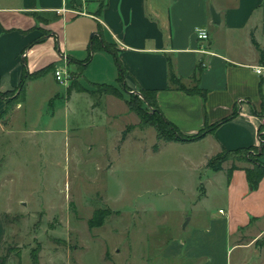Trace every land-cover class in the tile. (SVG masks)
<instances>
[{
	"label": "crops",
	"instance_id": "1",
	"mask_svg": "<svg viewBox=\"0 0 264 264\" xmlns=\"http://www.w3.org/2000/svg\"><path fill=\"white\" fill-rule=\"evenodd\" d=\"M198 28L206 29L208 37L199 39ZM252 34L264 48V0H0V92L18 86L24 67L34 72L50 63L63 64L66 57L84 60L94 35L113 43L125 68L122 82L114 54L98 49L81 65V82L88 86L81 82L72 88L57 86L49 97L63 91L66 103H74L82 96L96 95L98 103L105 100L108 115L115 117L118 113L109 104L120 103L122 112L129 114L127 102L100 92L95 83L157 89L159 107L184 134L220 121L201 139L183 141L205 148L200 162L193 165L194 170L205 171L200 177L202 190L191 204L197 212L181 221L185 231L190 228L187 237L168 242L164 254L184 258L186 264H248L249 254L264 253V176L251 189L244 168L229 176L231 161L217 171L206 163L222 147L260 145L264 114L256 111L261 109L264 78L254 66L264 61ZM56 50H62L61 63L52 59ZM198 64L202 69L194 80ZM170 71L188 87L197 82L205 95L172 86ZM46 78L58 82L53 68L30 79L15 110L29 103L32 85ZM5 106L6 99L0 96V113ZM235 109L234 117L221 122ZM188 157L194 161L192 155ZM212 192L223 199L224 206L218 210L209 205ZM0 223L1 245L4 226Z\"/></svg>",
	"mask_w": 264,
	"mask_h": 264
},
{
	"label": "rangeland",
	"instance_id": "2",
	"mask_svg": "<svg viewBox=\"0 0 264 264\" xmlns=\"http://www.w3.org/2000/svg\"><path fill=\"white\" fill-rule=\"evenodd\" d=\"M109 59L116 65L113 55ZM60 65L68 69V83L46 78L32 85L25 107L15 110L12 101L0 113V260L36 264V251L38 264H186L164 251L189 233L182 225L197 212L191 204L205 171L193 168L204 146L158 140L128 103L126 114L111 102L109 109L118 113L113 117L96 95L74 103H66L63 91L49 97L57 86L82 81L80 60L66 57ZM118 87L124 101L139 91ZM209 198L213 210L224 206L219 194ZM101 215V225L89 224ZM249 255L248 264L264 260V253Z\"/></svg>",
	"mask_w": 264,
	"mask_h": 264
},
{
	"label": "trees",
	"instance_id": "3",
	"mask_svg": "<svg viewBox=\"0 0 264 264\" xmlns=\"http://www.w3.org/2000/svg\"><path fill=\"white\" fill-rule=\"evenodd\" d=\"M252 40L256 47L258 48L260 52V58L262 61H264V48H262L259 43L256 41L254 35L252 34ZM98 49H107L111 51L116 59V62L120 68V79L119 82H122L123 79V73H125V68L123 67L117 51L115 49V46L113 43H108L106 41H100L97 36H93L89 42L88 45V51L89 54L84 60H80V62L84 65L87 64L92 56V53ZM55 68V64L50 63L41 69H38L34 72H30L26 67H24V73L23 77L18 84V86L15 88L17 89L18 93L11 97L9 94L13 91L8 90L4 92H0V96L4 97L6 99L7 105L9 103L16 102L20 100L23 95L25 94L27 82L30 79L39 77L46 73L47 71ZM202 69L201 64H198L196 71L193 73V79L197 80L200 70ZM76 81H72L69 84V88H72L75 86ZM170 82L171 85L178 89H183L187 91L188 93H198L200 95H205L206 91L199 87L198 83L188 87L179 77L178 75L174 74L172 71H170ZM122 84V83H121ZM98 90L103 93H110L114 94L118 97H121L123 94V91L117 87L116 85L112 83H95ZM123 86V85H122ZM126 88L128 87L125 85ZM140 93L138 92H131L129 96L126 99V102L128 103L129 108L134 111L140 118V124L142 126H153L156 129L157 138L158 140L163 141H195L201 139L209 130H213L218 124L214 123L211 125H208L202 129H200L195 134H184L179 130V128L162 112L161 108L159 107L158 101H157V89H145L140 87L139 88ZM262 103H261V109L260 111H256L257 113L264 114V93H262ZM11 97V99H9ZM237 114V109H235L231 115L225 117L222 121H226L232 117H234ZM128 129H125L123 131V136H125L126 131ZM263 136L264 139V133H261V138ZM154 150H157L159 148V144L155 143L153 146ZM264 153V140L261 141V144L249 146V147H237V148H227L222 147L218 152L213 154L207 161L206 166L207 168H210L212 170H221L224 168V163L227 161H231V165L227 168L228 175L230 176L232 171L237 168H244L246 170L248 183L251 189H256L260 183V180L264 176V161L262 160V155ZM241 160V161H249L252 163V165H239L235 161ZM105 215H101V217L96 221L95 218H91L89 220V224L91 226H97L101 225L104 222ZM33 259L36 264H38V253L35 251L33 253ZM0 264H6L4 260H0Z\"/></svg>",
	"mask_w": 264,
	"mask_h": 264
},
{
	"label": "built area",
	"instance_id": "4",
	"mask_svg": "<svg viewBox=\"0 0 264 264\" xmlns=\"http://www.w3.org/2000/svg\"><path fill=\"white\" fill-rule=\"evenodd\" d=\"M62 10L63 11H67V10L74 11V10H71V9H68V8H63ZM76 12H78V11H76ZM196 33H197V37L199 39H205V38L208 37L207 30L204 29V28H198L197 31H196ZM254 70L264 78V64L255 65L254 66ZM54 75H55L56 79L58 81H60V82H63V83H68L69 82V79H68L69 78L68 69H66L65 67H63L60 64H58V65L55 66V68H54ZM220 211H223V210L221 209Z\"/></svg>",
	"mask_w": 264,
	"mask_h": 264
},
{
	"label": "water",
	"instance_id": "5",
	"mask_svg": "<svg viewBox=\"0 0 264 264\" xmlns=\"http://www.w3.org/2000/svg\"><path fill=\"white\" fill-rule=\"evenodd\" d=\"M212 14H213V17L216 18V12L214 11V9L212 10ZM137 92L140 93L139 91Z\"/></svg>",
	"mask_w": 264,
	"mask_h": 264
}]
</instances>
